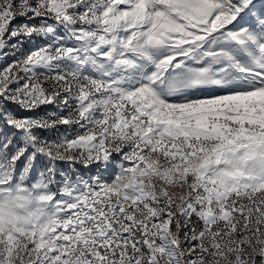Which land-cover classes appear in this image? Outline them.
Listing matches in <instances>:
<instances>
[{"label": "snow or ice", "instance_id": "6c2138e0", "mask_svg": "<svg viewBox=\"0 0 264 264\" xmlns=\"http://www.w3.org/2000/svg\"><path fill=\"white\" fill-rule=\"evenodd\" d=\"M0 264H264V0H0Z\"/></svg>", "mask_w": 264, "mask_h": 264}, {"label": "rangeland", "instance_id": "374dc122", "mask_svg": "<svg viewBox=\"0 0 264 264\" xmlns=\"http://www.w3.org/2000/svg\"><path fill=\"white\" fill-rule=\"evenodd\" d=\"M81 171H84V169H83V168H81Z\"/></svg>", "mask_w": 264, "mask_h": 264}]
</instances>
